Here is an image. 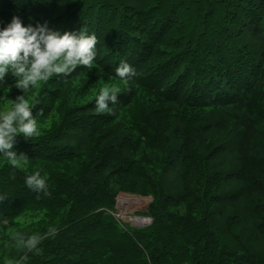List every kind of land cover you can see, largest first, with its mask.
<instances>
[{
  "label": "trees",
  "instance_id": "obj_1",
  "mask_svg": "<svg viewBox=\"0 0 264 264\" xmlns=\"http://www.w3.org/2000/svg\"><path fill=\"white\" fill-rule=\"evenodd\" d=\"M14 15L24 26L47 22L61 34L82 28L94 33L93 65L102 75L120 79L115 69L121 61L138 73L116 105L131 109L137 101L138 114L155 119L166 133L196 126L182 118L191 106L231 108L240 127L231 146L238 167L219 175L208 164L215 153L206 160L185 133L181 139L165 135L167 151L149 144L156 138L144 136L140 127L137 141L114 134L101 144L86 129L78 132L85 136L70 139V128L98 131L104 122L76 107L53 133L31 140L17 136L13 150L29 158V167L15 169V179L0 153V195L7 196L0 203V264L21 254L13 234L43 233L53 225L57 234L40 245L41 255L29 254L28 264H264V178L258 175L264 167L255 171L264 120L250 113L264 107L254 101L264 96V0H0V26ZM87 73L78 66L70 76L53 79L82 84ZM11 79L9 73L0 83ZM57 89L45 84L43 94L55 98ZM37 104L45 109L46 99ZM169 113L173 116L165 118ZM144 146L160 154L165 175L136 174L133 157L136 152L142 157ZM36 171L47 183V194L39 199L25 184ZM113 175L119 188L153 196L150 225L128 229L110 212ZM230 180L242 186L228 191ZM26 215L33 221L21 228L18 222Z\"/></svg>",
  "mask_w": 264,
  "mask_h": 264
},
{
  "label": "rangeland",
  "instance_id": "obj_2",
  "mask_svg": "<svg viewBox=\"0 0 264 264\" xmlns=\"http://www.w3.org/2000/svg\"><path fill=\"white\" fill-rule=\"evenodd\" d=\"M111 77H105L100 73L99 69L93 65V68L90 71L88 70V73L84 75L82 84H80L81 81L73 84H64L61 83L60 80L55 81L52 77L46 82H40V84L35 88L30 87L27 90L25 98L28 99L34 116H36L37 113H43L42 116H37L38 135L36 136H45L49 133L55 132L57 128H60V124L63 119L67 115L71 114L73 109L80 107L78 109H86L92 112L91 114H93L94 117H100L103 119L104 122L101 123V130L99 129L98 131H96L95 128L91 129L90 126H79L74 129L70 128L67 130L70 132L68 134L70 139L85 136V134H80L78 132L86 129L88 132L87 135L94 137L101 144L110 142V139H112L114 134L123 136L122 138L126 140L137 141L140 138V127L144 129V136L149 135L156 138L154 142H150L149 144L154 145L155 149H158L159 147L165 146V144L161 142V139L165 135L181 139L185 133L188 137H191L195 141V149H199V153H201L203 157H206V160L209 158V155L215 153V156L212 157L213 159H211V161L208 160V164H212L211 167L214 170L219 171V175L227 176L235 173L238 166L234 155L231 153V146H235L239 138L238 128L240 127L237 122V120H239L237 118L238 113L235 114L229 107L226 108L228 111H224L223 109L215 106H209L207 108H197L191 106L192 112L188 111L182 118H184V120H193L196 123V126L190 130H186L184 133L182 132V128H176V135L170 131H167L166 133V130L159 128L155 124V119L151 118L149 120H145L138 114L137 108L139 103L137 101L134 102L135 104L131 106V109L121 108V104L116 105V103L109 106L110 111L108 112H96L95 101L103 87H117L119 89V97L120 95H123L121 94V91H125L128 87H131L129 83L120 81V79L117 78L111 79ZM14 84L15 79L13 77L7 85L0 83V111L10 109L15 101V98L19 95H23L22 90L14 87ZM45 84H49L51 87H58L55 98H50L45 93L43 94ZM140 89V86H134V90L136 92ZM247 91L251 94V89H248ZM139 93L141 99L146 97L144 92ZM45 99L47 102L46 108L38 110L37 101ZM254 101L256 104L259 101H263L262 103H264V96L256 98ZM90 102L94 105L90 104ZM250 113L260 115L264 120V107H256V111H250ZM171 116H173V114L169 113L165 116V118H170ZM258 118L260 119V117ZM135 123L137 126L136 128H134ZM99 124L100 123L98 122V125ZM258 140L261 143L260 147L259 144L257 146V148L260 149L259 157L261 158V161L258 162L257 160L256 162V172L260 170L261 165L264 167V127ZM172 141L174 140H167L169 143ZM215 147L219 148L215 149ZM159 149L163 151L168 150L166 146ZM141 150L143 155L142 157H140L138 152H136L133 157L138 167V172L136 174L140 171L145 175H153L155 177L165 175V172L163 173V171H165L163 170L164 164L160 160V154L152 151V149L145 148V146L142 147ZM203 159L204 158H202V160ZM82 160L83 164H85L88 157H84ZM175 165L179 166V164ZM26 167L28 168L29 165L22 162L21 169L27 170ZM166 172L167 174L176 175V173H169L170 171L168 170H166ZM258 175L259 177L264 178V171H261ZM117 180L118 179L114 175L111 179H109L111 187L116 190L114 197L115 207L114 210L110 212L116 218L120 219L124 227L128 229L138 227L139 225H135L131 219L133 217L151 218L150 214H148V209L150 202L153 200V196L151 194H140L119 188L120 186L117 184ZM125 183L126 181L122 180L120 185ZM241 186L242 184L240 182L230 180L226 185V190L234 191L239 189ZM121 199H126L124 205L121 204ZM31 221H33V219H31L29 215H26L21 217L18 225L22 228L25 225H28Z\"/></svg>",
  "mask_w": 264,
  "mask_h": 264
},
{
  "label": "clouds",
  "instance_id": "obj_3",
  "mask_svg": "<svg viewBox=\"0 0 264 264\" xmlns=\"http://www.w3.org/2000/svg\"><path fill=\"white\" fill-rule=\"evenodd\" d=\"M97 43V36L94 33L89 35L84 28L78 34H61L50 29L47 22L24 26L17 15L6 26L0 27V82L10 73L15 79L14 87L23 92V95L15 98L10 109L0 111V153L8 159L13 169L10 174L12 179H15V169L21 166V162L27 164L29 160L24 153L17 154L13 150L16 138L22 135L25 140H31L38 135L37 116L43 115L40 112L34 116L29 101L25 98L27 90L53 76L68 77L78 66L90 71L96 58ZM115 75L128 83L138 73L133 66L121 61L115 69ZM118 98L117 87H103L95 101L96 112L110 111L109 105L118 103ZM25 184L37 193V199L40 198L39 194H47L46 178L40 171L26 176ZM5 199L6 195H0V203ZM8 223L9 220L5 217L3 224L7 226ZM57 232L58 228L53 225L43 233L35 232L27 236L13 234L12 239L21 254L15 260H8L6 264H28L29 254L41 255L43 249L40 245L45 240L54 238Z\"/></svg>",
  "mask_w": 264,
  "mask_h": 264
},
{
  "label": "bare ground",
  "instance_id": "obj_4",
  "mask_svg": "<svg viewBox=\"0 0 264 264\" xmlns=\"http://www.w3.org/2000/svg\"><path fill=\"white\" fill-rule=\"evenodd\" d=\"M121 204H125V202H126V199H121ZM135 222L137 221V222H142V219H133Z\"/></svg>",
  "mask_w": 264,
  "mask_h": 264
},
{
  "label": "water",
  "instance_id": "obj_5",
  "mask_svg": "<svg viewBox=\"0 0 264 264\" xmlns=\"http://www.w3.org/2000/svg\"><path fill=\"white\" fill-rule=\"evenodd\" d=\"M135 225H139V224H135Z\"/></svg>",
  "mask_w": 264,
  "mask_h": 264
}]
</instances>
